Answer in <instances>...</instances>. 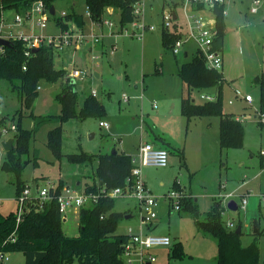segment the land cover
<instances>
[{"label": "rangeland", "instance_id": "1", "mask_svg": "<svg viewBox=\"0 0 264 264\" xmlns=\"http://www.w3.org/2000/svg\"><path fill=\"white\" fill-rule=\"evenodd\" d=\"M162 4L163 0H151L147 5L146 21L154 24L155 29L146 31L142 39L119 33L104 36L96 45H83L76 50L64 46L62 50H54L56 69L73 67L85 73L82 80L74 82L78 95L77 111L91 90L103 105L99 116L71 117L61 122V152L95 154L118 148L134 156L138 145L144 141L158 143L153 138L154 133L165 136L174 147L168 153L167 165H145L140 174L147 189L158 199L153 208L156 217L150 224L143 223V231L167 235L171 240L169 246L156 249V261L152 264H216V238L197 223V220L206 218L215 200L220 202L223 209L221 219L226 225L228 222L234 227L241 224L242 245H249L253 240L257 242L260 263L264 264V200L260 199L264 195V166L260 167L259 163V152L264 150V122L245 119L242 123L245 129L243 146L220 149L217 116L193 117L187 121L180 113V96L181 93L186 95L187 91L176 68L192 58L195 45L188 43L186 48L190 51L184 56L182 52L173 55L161 43ZM53 5L57 17L62 12L74 11L86 21L84 0H57ZM253 6V0H224L227 31L219 70L223 76L222 99L226 112L253 114V109L259 105V88L253 76L264 68V0H259L257 11L251 13ZM172 8L184 18L181 7L173 6L169 0L164 4L163 13ZM5 13L9 19L13 16L12 10ZM56 29L54 18H50L45 31ZM89 45L92 46L90 52ZM61 81L62 78L55 82L40 80L38 94L31 108H26L12 83L0 79V118L4 117L7 127L15 126L14 130L0 134V211L4 214L16 208V186L14 175L1 169L5 157L1 141L14 135L18 117L22 126L30 129L33 125L30 112L41 117L60 114L61 105L56 94ZM232 88L249 94L252 104L247 105L239 98L235 100ZM200 93L214 97L215 89L193 91L196 102L202 101ZM122 94L128 96L127 101L122 100ZM227 100L232 103L228 104ZM153 103L156 107L152 106ZM100 121L107 123L108 127H101ZM56 125L59 123L55 121L43 124L27 142V152L20 154L24 163L21 179L24 184L37 181L57 184L61 181L83 190L95 179L96 161L73 162L65 155L57 158L47 147V132ZM243 181L247 183L241 185ZM176 189L183 195L179 210L168 205L165 198L168 192ZM234 189L237 193H247L245 207L236 211L226 207L227 199L223 196ZM31 191L34 192L32 186ZM235 200L240 202V196ZM114 209L128 211L131 215L119 222L115 233H125L129 226L137 229L140 210L135 199L118 197ZM253 219L258 221L259 233L253 232L250 225ZM78 223L77 210H70L66 221L61 222L62 231L68 236H76ZM175 247L180 249L179 256L172 253ZM8 264H25L23 254L10 252Z\"/></svg>", "mask_w": 264, "mask_h": 264}, {"label": "trees", "instance_id": "2", "mask_svg": "<svg viewBox=\"0 0 264 264\" xmlns=\"http://www.w3.org/2000/svg\"><path fill=\"white\" fill-rule=\"evenodd\" d=\"M34 0H0L5 8L24 9ZM46 7H50L57 0H43ZM92 16H101L104 8H116L120 12L119 24L124 26L132 20V0H84ZM223 4L213 8L216 38L214 47L219 49L223 46L226 33L225 14ZM56 23L65 27V23L57 16H51ZM72 20L78 26H83V17L74 11L66 12L64 21ZM174 32L161 31V43L168 49L177 38ZM53 49L41 46L35 52L24 56V44L14 41L11 47L0 54V79H6L12 83V88L18 90L22 103L26 108H31L38 94L39 81L55 82L65 75V69H56L53 61ZM23 66L25 67L23 69ZM158 71V70H157ZM177 75L186 89V95L180 96V113L187 121L193 117H218V146L220 149L240 148L243 146L245 129L242 122L236 120L232 113L223 109V76L219 69H211L205 65L201 53L195 51L192 58L184 61L178 68ZM253 81L259 88V109L264 113V69L254 76ZM74 82L61 81V88L56 94V99L61 105L58 115L34 116L33 125L30 129L22 126L18 117L17 129L14 137L15 145L10 151L5 152L1 169L12 173L15 177L16 195L24 186L21 172L24 163L20 154L28 150L27 142L38 128L43 124L55 121L59 125L48 130L47 147L59 158L65 155L73 162L96 161L95 179L92 184L84 187L86 192H98L101 188H134L135 178L132 175L133 164L131 155L113 148L110 152H97L88 154L85 152L67 153L61 152V122L71 117L99 116L103 111V105L90 93L83 98L81 107L76 109L77 92ZM205 89H215L217 94L214 101L196 102L192 98V92ZM15 116V114L13 115ZM4 117L0 118V134L5 125ZM260 125V124H258ZM262 126V125H260ZM9 130V127H5ZM168 153L174 150L161 136H157ZM36 152V151H35ZM37 158V156H35ZM260 167L264 166V157L259 155ZM34 166L35 163H34ZM64 184L57 182L56 190ZM79 185V182H78ZM176 184H174L175 186ZM116 198L100 195L96 201H88L78 210V234L68 236L62 231L61 216L55 200L45 202L40 208L37 204L29 203L27 210L22 214L21 220L16 222V212L6 214L0 211V249L7 252H21L25 264H124L121 258L123 247L127 241L124 233H115L119 222L128 211L114 209ZM194 214L195 206L193 207ZM223 209L220 202L214 201L211 209L207 212L203 221L197 223L212 232L217 241L216 264H261L259 259V247L253 240L249 245H242L240 232L236 233V227H229L221 219ZM236 225V226H238ZM252 228H258L256 219L251 221ZM258 228L256 233H259ZM174 255H180L179 247L172 251Z\"/></svg>", "mask_w": 264, "mask_h": 264}, {"label": "built area", "instance_id": "3", "mask_svg": "<svg viewBox=\"0 0 264 264\" xmlns=\"http://www.w3.org/2000/svg\"><path fill=\"white\" fill-rule=\"evenodd\" d=\"M151 0H132L131 15L132 20L121 26L119 24L120 12L116 8L106 7L98 18H94L86 6L85 17L86 21L83 26H78L72 20L64 21L66 12H62L58 17L65 23V27L54 21L56 26L55 31H45L51 16H56L49 12V7H46L43 0H34L24 9L18 11L16 9L5 8L0 4V39L8 40L11 45L14 41H21L24 44V56H28L35 47L47 46L56 51L62 50L63 47H72L73 50L81 48L83 45L99 44L104 36L117 35L125 33L132 37L142 39L146 31H153L154 24H149L146 21L147 5ZM163 0L161 6V31L174 32L177 38L170 46L173 55H177L183 51L186 43H193L195 50L202 54L205 65L211 69H219L222 64V54L219 49L214 47L216 38V27L213 8L215 5L223 4L224 0H169L174 5L181 7L180 16L172 9L163 13ZM259 0H253V7L250 12H256ZM54 6V5H53ZM12 10L13 16L9 19L6 16V11ZM225 14V12H224ZM88 26V30L86 27ZM89 45L90 50L92 46ZM8 47L0 45V54L5 52ZM112 47L111 52L114 50ZM25 67L23 66V69ZM85 73L77 68L65 69V75L62 81L69 83L77 80H82ZM39 89V86H38ZM90 94L95 95V91L91 90ZM214 97L208 94L200 93L199 98L202 101H214ZM239 98L251 103L252 98L249 94L238 95ZM122 100L127 101L128 96L122 94ZM228 103H232L228 100ZM156 107V103H153ZM252 113L233 114L234 118L240 122L245 119L252 118L256 122H264V113L257 107ZM101 127H108L107 123L100 121ZM14 130L15 126L11 125L9 130ZM7 129H2L5 131ZM259 155L264 157V150H260ZM132 175L135 178L134 188H101L98 192H86L77 190L74 187L63 185L59 191L56 190L57 184L48 183L42 184L34 182V184L26 183L20 192L16 195V222L21 220L22 214L27 210L28 204H37L40 208L45 202L55 200L60 212L62 221H66L67 212L70 210H79V208L88 201H96L100 195H106L112 198L128 197L137 201L140 214L138 215V227L133 229L129 226L124 233L127 236V241L123 247L121 258L124 264H150L156 261L155 249L158 247L169 246L171 240L167 235H154L143 231V223L150 224L155 219L156 214L153 208L158 204V199L153 196L147 189L144 181L141 179L142 166H160L164 167L168 163V152L161 147L154 146L149 142H143L137 148L134 156H131ZM243 181L241 185L246 184ZM31 186L34 192L31 191ZM227 201L240 196V202H237L238 209L244 208L247 203V193H237L236 189L224 193ZM183 195L176 189L165 195L168 199V205L179 210L181 198ZM264 200V195L260 196ZM227 203V202H226ZM29 209V208H28ZM237 209V210H238ZM229 227L233 228L234 224L228 222ZM149 226V225H148ZM149 229V227H147ZM9 252L0 249V264H8Z\"/></svg>", "mask_w": 264, "mask_h": 264}, {"label": "water", "instance_id": "4", "mask_svg": "<svg viewBox=\"0 0 264 264\" xmlns=\"http://www.w3.org/2000/svg\"><path fill=\"white\" fill-rule=\"evenodd\" d=\"M49 12L51 15H54L55 13V8L53 5H51L49 7ZM0 45L2 46H5V47H11V43L8 41V40H5V39H0ZM39 49V47H35L32 49V52H35ZM95 76H97V74L95 73ZM1 145H2V148L4 149V151H10L12 148H13V138L12 137H8L4 140L1 141ZM78 184V183H77ZM226 207L229 209V210H232V211H236L238 209L237 207V202L235 201V199H229L226 203ZM131 217L130 214H126L124 218H129ZM240 226H236L235 228V232L236 233H239L240 232ZM258 230V228H256L255 226H253V232L256 233Z\"/></svg>", "mask_w": 264, "mask_h": 264}, {"label": "crops", "instance_id": "5", "mask_svg": "<svg viewBox=\"0 0 264 264\" xmlns=\"http://www.w3.org/2000/svg\"><path fill=\"white\" fill-rule=\"evenodd\" d=\"M251 13H253V12H251ZM226 21V18H224V22ZM225 27H226V25H225ZM226 31H227V27H226ZM226 34V33H225ZM102 42V41H101ZM190 43V42H189ZM188 43H186L184 46V48H183V51H182V53H183V55L184 56H187L188 55V52L190 51V50H188L187 48H186V45H187ZM223 45H224V43H223ZM222 48H223V46L220 48V51H221V53H222ZM92 49V48H91ZM89 50H90V48H88V52H89ZM196 51V50H195ZM182 63V62H181ZM180 63V64H181ZM180 64H178L177 65V68H176V71L178 72V68H179V66H180ZM262 69H264V68H261L260 69V71L262 70ZM259 71V72H260ZM258 72V73H259ZM258 73H256L255 75H257ZM254 75V76H255ZM254 76H253V78H254ZM232 90V97L235 99V100H237V98H239V96L238 95H244L245 93L244 92H241L240 90H238V89H235V88H232L231 89ZM222 92H224V89H223V84H222ZM193 98V97H192ZM194 99V98H193ZM239 99H241V98H239ZM242 101H244L243 99H241ZM253 101V100H252ZM252 101H251V103H249V102H246V101H244L247 105H251L252 104ZM227 102H228V100H227ZM229 104V103H228ZM231 104V103H230ZM230 113H232V114H240V113H235L234 111H229ZM242 114V113H241ZM254 121V120H253ZM242 123H243V121H242ZM209 124H211V122L209 121ZM157 136H161L160 134H158V133H154L153 134V138L158 142V143H153V141H144V142H149V143H151V144H153L154 146H157V147H162V146H164V144L161 142V141H159L158 140V138H157ZM245 136V135H244ZM147 137V136H146ZM162 138H163V141L164 142H167L168 144H170V146H172V143H171V141H170V139H166L165 138V136L163 137V136H161ZM151 138V137H150ZM149 139V138H148ZM138 147H139V145H138ZM123 151V150H122ZM125 153H127L126 151H124ZM136 152H137V150H136ZM128 154H130L131 156H133V154H131L130 152H128ZM156 250V249H155ZM150 264H152V263H150Z\"/></svg>", "mask_w": 264, "mask_h": 264}]
</instances>
